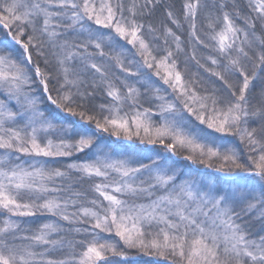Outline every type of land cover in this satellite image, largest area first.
Here are the masks:
<instances>
[{
  "label": "snow or ice",
  "instance_id": "1",
  "mask_svg": "<svg viewBox=\"0 0 264 264\" xmlns=\"http://www.w3.org/2000/svg\"><path fill=\"white\" fill-rule=\"evenodd\" d=\"M162 4L0 0V264H264V0Z\"/></svg>",
  "mask_w": 264,
  "mask_h": 264
},
{
  "label": "rangeland",
  "instance_id": "2",
  "mask_svg": "<svg viewBox=\"0 0 264 264\" xmlns=\"http://www.w3.org/2000/svg\"><path fill=\"white\" fill-rule=\"evenodd\" d=\"M164 2L166 4L169 5L170 1L169 0H164ZM158 10V9H157ZM157 10H156V18H155V21L156 23H158L160 20H163L164 18L162 17V14H158L157 15ZM153 23H154V20H153ZM187 25L185 26V33H181L182 34V38L187 41ZM183 35L186 37L184 38ZM7 36L6 34L3 32V31H0V39H6ZM120 44L122 45H125L127 48H131L130 45H126V42L124 41H120L119 42ZM119 49H117L118 51ZM111 50L108 49V48H105V52L106 53H109ZM129 58H131L129 56ZM98 60H99V57H98ZM181 68L183 69L184 68V64H183V57H181ZM117 72L119 71L118 69L116 70ZM201 73H203V70L200 69L199 70ZM194 72H197V66L195 65V62H191L190 63V66H189V71H188V75H191V73H194ZM205 76H207L206 73H203ZM155 79V77H154ZM44 107H47V108H50L51 106L50 105H47L45 104ZM68 119H71L70 117ZM105 139H108L107 137ZM118 145H121V146H124L126 148L127 146V142L125 141H117L116 142ZM137 148H142V146H139V145H136ZM155 150H159L158 148L155 149ZM145 154H150L148 152H146ZM80 155V154H79ZM84 158V155L82 156L81 155V158H75V155L71 158H57L56 160L53 161L52 163V166H56V167H63L66 163H70L74 160H80V159H83ZM22 159H25V160H29L28 157H22ZM38 159H44V158H38ZM48 159H51V158H48ZM173 160H175L176 158H171ZM65 160V161H64ZM29 162H31L29 160ZM177 164L179 167L182 168V171L185 172V173H188V172H194V171H197V172H203L205 175H207L210 179H213V178H217V174L216 173H213L211 170H208V169H204L202 166H197V165H191L190 163L186 162V161H177ZM27 219L28 221H30V226L35 229L37 228L40 224L44 223V222H47L49 219H51L50 217L46 216V215H40L39 213L37 214L36 217H29V218H25ZM102 237H105L109 240H113V241H118V237H115L114 235H109V234H106V233H102L101 234ZM126 255L128 257V261H129V264H162L161 261H159V258L157 257H152V256H145L141 253H138L136 252L135 250H127L126 251ZM113 261H114V264H119V261H120V258H112Z\"/></svg>",
  "mask_w": 264,
  "mask_h": 264
},
{
  "label": "trees",
  "instance_id": "3",
  "mask_svg": "<svg viewBox=\"0 0 264 264\" xmlns=\"http://www.w3.org/2000/svg\"><path fill=\"white\" fill-rule=\"evenodd\" d=\"M169 1H170L169 5L172 6V10H173L174 12H176V13L179 15V13H180V9H181L182 4H183V0H169ZM165 5H168V4H166V3L164 2V4H162L161 7L158 8V10H157V15L161 13L163 18H165V17H164V12H163V9H164V6H165ZM155 18H156V15H154V17H153L154 23H156ZM185 26H186V25H185ZM173 27H174V26H173ZM184 33H185V32H184ZM185 34H186V33H185ZM183 37L186 38L184 35H183ZM6 39H7V38H6ZM81 155L83 156V154H80V155L77 154V155H75V158H81ZM64 161H65V160H64Z\"/></svg>",
  "mask_w": 264,
  "mask_h": 264
}]
</instances>
